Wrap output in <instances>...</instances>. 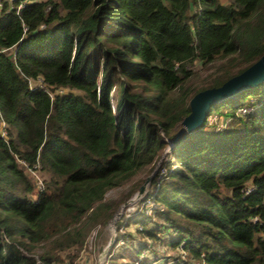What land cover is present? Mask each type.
<instances>
[{
	"label": "trees",
	"instance_id": "obj_1",
	"mask_svg": "<svg viewBox=\"0 0 264 264\" xmlns=\"http://www.w3.org/2000/svg\"><path fill=\"white\" fill-rule=\"evenodd\" d=\"M263 53L264 0H3L0 264L74 262L156 162L153 212L127 218L131 252L108 259L152 264L166 240L198 264H264V80L166 150L190 98Z\"/></svg>",
	"mask_w": 264,
	"mask_h": 264
},
{
	"label": "rangeland",
	"instance_id": "obj_2",
	"mask_svg": "<svg viewBox=\"0 0 264 264\" xmlns=\"http://www.w3.org/2000/svg\"><path fill=\"white\" fill-rule=\"evenodd\" d=\"M221 3L223 4H227L230 0H219ZM200 65L196 64L195 65V69H199ZM32 86H37V85H41L40 81H32ZM252 99V96H248L247 100ZM210 122H216L217 124H221L223 122V119L221 116L217 115L216 113H211L210 116L208 117V123L210 124ZM224 123V122H223ZM158 162H156V164L154 165V169L152 172H154L155 167L157 165ZM29 172L30 175H33L34 177L39 176L41 179L43 178V174L39 173V172H33V171H27ZM147 175L142 173L141 175H139L140 177L142 176L145 177ZM128 186L129 185H124L122 187L116 188V189H112L110 191H108L105 195L106 199H116L120 196H122L127 190H128ZM131 198V197H130ZM130 198L126 201H124L122 204H120L117 213L113 216V218L111 220H109L104 227H100L98 225H96L94 228H92V230H90V232L88 233V235L86 236L84 245L82 246V248L79 250L78 253V257L74 262H71V264H98L100 263V261L103 262L102 264H126L128 261H130L129 257H126L124 259H116V258H111L108 259V252L110 251V247H108L106 250H104L108 243L110 238H115V227H116V222H118V219L120 217V215L124 212V209L129 206L130 203ZM125 202H127L126 204H124ZM133 228H135L133 225H131L130 227L127 228V232H130L133 230ZM168 233V232H166ZM170 234V238H169V242L171 244L172 241H174L176 239V234ZM167 235V234H166ZM90 237H92V241H91V247H89V241L91 240ZM141 240H145V237H139ZM162 245L157 243H152V248L156 254H158L159 256H163V255H177L178 251L175 249H172L168 246L167 241L163 240ZM151 243V242H150ZM134 244V243H133ZM165 244V245H163ZM114 253L116 252H123L122 254H127L128 252H131L129 247H126L124 245L120 246V247H115L114 250H112ZM133 253L134 250L132 251ZM131 255V253H129ZM103 255L104 258H103ZM108 259V260H107ZM153 259V258H152ZM67 260V259H66ZM70 262V261H69ZM159 261H157L156 263L153 264H158Z\"/></svg>",
	"mask_w": 264,
	"mask_h": 264
},
{
	"label": "water",
	"instance_id": "obj_3",
	"mask_svg": "<svg viewBox=\"0 0 264 264\" xmlns=\"http://www.w3.org/2000/svg\"><path fill=\"white\" fill-rule=\"evenodd\" d=\"M264 80V53L241 73L229 78L219 87L207 88L195 93L189 100L190 112L179 123V128L168 141L166 150L175 145L178 138L199 127L209 114L211 106L233 99L239 92L256 86ZM153 173V172H152ZM151 174L146 175L143 182L133 194L140 196L146 191ZM125 202L124 204H126ZM110 238L107 247L113 242Z\"/></svg>",
	"mask_w": 264,
	"mask_h": 264
},
{
	"label": "built area",
	"instance_id": "obj_4",
	"mask_svg": "<svg viewBox=\"0 0 264 264\" xmlns=\"http://www.w3.org/2000/svg\"><path fill=\"white\" fill-rule=\"evenodd\" d=\"M2 1L0 0V7L2 6ZM11 1V0H9ZM32 81L30 80V85L32 86ZM33 87V86H32ZM59 92H63L62 89H59ZM250 111L249 107H240L236 114L240 115V116H244L246 115L248 112ZM210 124H217L216 122H210ZM223 123L221 124H217L219 126H221ZM0 136L6 138L7 137V125L5 123V121L2 119V117H0ZM22 163V162H21ZM163 171H160L159 175H158V181L160 180L161 175L163 174ZM33 172H37L35 170H33ZM36 180V184H37V189L38 191H41L43 189V181L42 179L36 175V177H34ZM157 181V183H158ZM252 190V186H248L246 188V192H250ZM146 193V191L144 192V194ZM144 194L140 195V196H135L132 195L130 198V203L129 206H127L124 209V212L120 215L118 221L122 223V225L120 226L119 230L115 229V238L112 242V244L115 242V247H120L122 245L126 246L128 244V242H130V240L127 237H122V235L124 233H127V228L130 226H126L125 222L127 220V218H129L130 216H132L133 214L137 213V212H143L145 214H151L153 212V209L155 207V203L152 199V197H148L146 199H144ZM253 222L257 221V217H254L252 219ZM116 225V224H115ZM138 228L141 229V226H137ZM135 228H133V230L131 232H134ZM90 241H89V247H91V241H92V237H90ZM111 244V246H112ZM181 245H183V242L181 243ZM108 247H106L104 250H106ZM143 255H146V252H143ZM105 255H103L104 258ZM142 256V254H141ZM157 261L158 264H198L195 260L190 259V257L181 249L179 248L178 250V254L171 256V255H164L159 257L156 261H154L153 263H156ZM102 261H100V263L98 264H102ZM152 263V264H153ZM63 264H71V262H65Z\"/></svg>",
	"mask_w": 264,
	"mask_h": 264
}]
</instances>
